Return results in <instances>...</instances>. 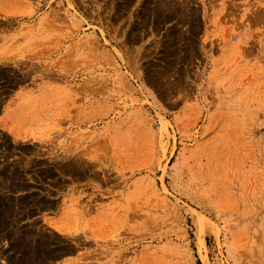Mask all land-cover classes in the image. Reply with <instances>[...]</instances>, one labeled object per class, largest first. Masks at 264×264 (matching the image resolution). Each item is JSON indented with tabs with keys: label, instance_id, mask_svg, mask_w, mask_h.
Returning a JSON list of instances; mask_svg holds the SVG:
<instances>
[{
	"label": "rangeland",
	"instance_id": "obj_1",
	"mask_svg": "<svg viewBox=\"0 0 264 264\" xmlns=\"http://www.w3.org/2000/svg\"><path fill=\"white\" fill-rule=\"evenodd\" d=\"M164 2L0 0V264H264V0Z\"/></svg>",
	"mask_w": 264,
	"mask_h": 264
},
{
	"label": "bare ground",
	"instance_id": "obj_2",
	"mask_svg": "<svg viewBox=\"0 0 264 264\" xmlns=\"http://www.w3.org/2000/svg\"><path fill=\"white\" fill-rule=\"evenodd\" d=\"M165 2H166V0H164ZM164 2V4L163 5H168V4H166ZM163 3V2H162ZM169 3V2H168ZM159 5V4H158ZM171 5V4H170ZM107 6V5H106ZM164 7V6H163ZM167 8V7H166ZM168 9V8H167ZM170 10V9H169ZM172 10V9H171ZM170 10V11H171ZM164 11H166V9L164 10ZM148 13V12H147ZM163 14V13H162ZM160 15V14H159ZM154 16H156V15H154ZM164 16V15H163ZM157 17V16H156ZM4 180V179H3ZM6 190V189H5ZM1 205H3V203H0ZM6 207L5 206H0V230L1 229H4V227H5V223H6V216H7V213L8 212H6V209H5ZM9 210V209H8ZM10 212V211H9ZM9 214V213H8ZM14 214V213H13ZM8 223V222H7ZM3 231V230H2ZM29 236V235H28ZM17 237H19V236H17ZM16 239V238H15ZM15 241V240H14ZM18 241H20L19 239H18ZM26 242V241H25ZM29 242H27L26 244L25 243H16V245H17V247L19 246V247H21V248H23V249H25L26 248V250L29 252V250H31V251H33L34 252V247H30L31 246V243L30 244H28ZM22 244V245H21ZM36 244V243H35ZM28 245V246H27ZM36 247V246H35ZM13 248H14V246H13ZM37 248V247H36ZM25 250V251H26ZM17 252V251H16ZM22 252V251H21ZM27 253V252H26ZM30 254V253H29ZM38 254H41L40 252L38 253ZM23 255V254H22ZM33 255V254H32ZM21 256V255H20ZM27 256H29L28 255V253H27ZM44 258L46 257L47 258V256L43 253V255H42ZM43 258V259H44ZM42 261V258L41 259H39V256H35V258H33V259H31L30 260V257H26V254H24L23 255V257H21L19 260H18V262L20 263V264H36V262L37 261ZM28 262V263H27Z\"/></svg>",
	"mask_w": 264,
	"mask_h": 264
}]
</instances>
